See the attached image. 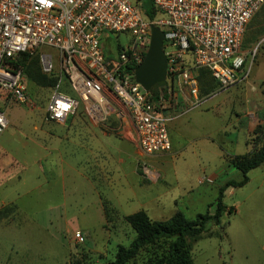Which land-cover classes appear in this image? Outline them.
I'll list each match as a JSON object with an SVG mask.
<instances>
[{"label": "rangeland", "instance_id": "obj_1", "mask_svg": "<svg viewBox=\"0 0 264 264\" xmlns=\"http://www.w3.org/2000/svg\"><path fill=\"white\" fill-rule=\"evenodd\" d=\"M128 43L116 34L102 40L112 57ZM243 50L253 59L247 77L208 95L198 79L202 103L169 124L172 151L161 157L144 156L134 143L120 150L122 133L102 126L98 133L119 152L111 161L93 158L81 148L85 126L93 125L85 107L64 123L49 122L48 102L67 86L27 81L29 101L4 106L9 126L0 137V264H112L119 246L136 238L127 216L143 211L166 221L177 212L191 220L212 213L219 189L241 180L231 161L264 143V6L246 28ZM77 122L83 128L74 127ZM49 155L56 175L46 169ZM224 203L234 213L224 214L222 226L210 224L199 242L187 240L193 264H264V164L250 172L248 184L227 189ZM170 244L146 247L129 264L167 261Z\"/></svg>", "mask_w": 264, "mask_h": 264}, {"label": "built area", "instance_id": "obj_2", "mask_svg": "<svg viewBox=\"0 0 264 264\" xmlns=\"http://www.w3.org/2000/svg\"><path fill=\"white\" fill-rule=\"evenodd\" d=\"M152 3L153 21L141 0H0V137L9 126L5 104L29 101L23 71H12L10 63L39 52L43 73L67 86L49 100L47 121L64 123L83 105L93 123L114 125L144 156L170 153L169 124L202 103L200 71H209L221 90L249 74L253 59L242 48L244 34L264 0ZM152 26L165 33L167 76L146 91L135 73L149 51ZM111 34L129 38L115 57L102 44Z\"/></svg>", "mask_w": 264, "mask_h": 264}, {"label": "trees", "instance_id": "obj_3", "mask_svg": "<svg viewBox=\"0 0 264 264\" xmlns=\"http://www.w3.org/2000/svg\"><path fill=\"white\" fill-rule=\"evenodd\" d=\"M141 1L143 2V8L147 17L153 21L157 15V11L153 6L152 0ZM36 53L35 55L22 54L13 63H10V69L15 72L19 70L23 71L30 86L40 88L56 87L58 78L47 76L43 73L38 52ZM199 80L202 95H208L216 87H219L211 73L207 70L200 71ZM263 164L264 143L260 148H255L252 153L234 158L231 161V166L240 172L241 180L229 181L219 189V196L212 213L198 214L195 219L191 220L183 212H177L166 221H153L143 211L127 216L125 221L135 232L136 238L128 247L119 246L112 264H129L131 260L139 255L141 250L154 246L161 241H171V244L168 260L160 261L158 264H193L191 248L187 240L193 239L199 242L205 232L208 234V226L210 224H213L215 227H221L224 214L226 212L229 215L234 213V208L228 209L224 203L225 192L229 188H241L248 184L250 172L261 167ZM104 209L107 210L105 203Z\"/></svg>", "mask_w": 264, "mask_h": 264}, {"label": "water", "instance_id": "obj_4", "mask_svg": "<svg viewBox=\"0 0 264 264\" xmlns=\"http://www.w3.org/2000/svg\"><path fill=\"white\" fill-rule=\"evenodd\" d=\"M165 33L158 27L151 28L149 51L144 62L136 70V81L146 91L166 81L167 58L164 52Z\"/></svg>", "mask_w": 264, "mask_h": 264}, {"label": "crops", "instance_id": "obj_5", "mask_svg": "<svg viewBox=\"0 0 264 264\" xmlns=\"http://www.w3.org/2000/svg\"><path fill=\"white\" fill-rule=\"evenodd\" d=\"M188 113H186L185 115H187ZM75 124H76V126L73 125L74 127L83 128L81 125H78V122L75 123ZM92 124L93 125L89 124V125L85 126V128L87 130L83 131V132H84V134L86 136L85 139H87V140L84 142L83 145H81V148H85V151H90V153L93 156V158L100 159V158L106 157L108 159V161H111V160L114 159L115 155L118 154L119 149L121 150V148H122V149H127L128 150V148H130V143H134L133 141L125 138L124 141H120L121 143L117 145V148H119V149H116V147L114 146V142L111 141L112 139L107 138V137L103 136L102 134L100 135V133H98V132L101 131L100 130L101 128L99 129V127L95 123H92ZM128 154L129 153L127 152V155ZM161 156H165V155H161ZM161 156H159V157H161ZM123 157H125V155ZM170 159H172L171 155H169V159L163 160L162 167L166 164V162L168 163ZM121 163L124 164V162H121ZM46 167H47L46 169L49 172H52L53 175H56L55 174L56 170L59 172V169L56 167V165L53 162V160L51 159L50 155L48 157V163H47ZM121 167H123V166H121ZM107 168H109V163L108 162H107ZM110 169H114L115 170L116 168H115V166H112ZM163 178H164V181L167 182L166 178H165V174H164Z\"/></svg>", "mask_w": 264, "mask_h": 264}]
</instances>
